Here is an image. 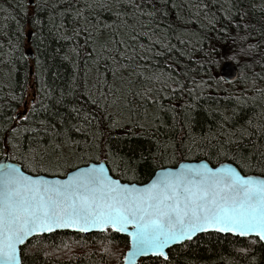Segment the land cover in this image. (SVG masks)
Segmentation results:
<instances>
[{
  "label": "snow or ice",
  "instance_id": "1",
  "mask_svg": "<svg viewBox=\"0 0 264 264\" xmlns=\"http://www.w3.org/2000/svg\"><path fill=\"white\" fill-rule=\"evenodd\" d=\"M0 12V264H264V0Z\"/></svg>",
  "mask_w": 264,
  "mask_h": 264
},
{
  "label": "trees",
  "instance_id": "2",
  "mask_svg": "<svg viewBox=\"0 0 264 264\" xmlns=\"http://www.w3.org/2000/svg\"><path fill=\"white\" fill-rule=\"evenodd\" d=\"M14 0H0V9L2 8H10ZM4 13L0 12V25L6 23L3 19ZM2 69V66H0ZM258 70V69H257ZM0 83H3V77H0ZM221 87H228V85H221ZM2 95V93H0ZM96 236V234H93ZM115 239L113 241V246L117 250L125 249V244L121 241L123 237L119 234H114ZM89 240V246L93 249H96L97 245L91 243V239H89L88 234H75L71 231H68L67 234H57L54 237L49 236L47 243L49 245V252L51 255L47 258V264H116L115 259L111 258H102L99 255L90 256L87 259L80 258H73V256H80L82 249L75 243V241H80V243H84V241ZM68 243L72 251H68L67 249L63 248V243ZM59 246V248L57 247ZM215 259V257H214Z\"/></svg>",
  "mask_w": 264,
  "mask_h": 264
}]
</instances>
